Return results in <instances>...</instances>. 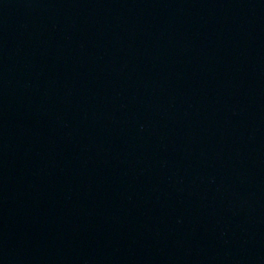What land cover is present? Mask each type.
I'll list each match as a JSON object with an SVG mask.
<instances>
[{
    "label": "water",
    "instance_id": "water-1",
    "mask_svg": "<svg viewBox=\"0 0 264 264\" xmlns=\"http://www.w3.org/2000/svg\"><path fill=\"white\" fill-rule=\"evenodd\" d=\"M0 264H264V0H0Z\"/></svg>",
    "mask_w": 264,
    "mask_h": 264
}]
</instances>
